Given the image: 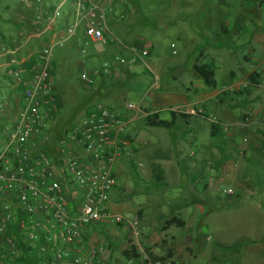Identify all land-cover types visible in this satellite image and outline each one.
Here are the masks:
<instances>
[{"label":"rangeland","instance_id":"rangeland-1","mask_svg":"<svg viewBox=\"0 0 264 264\" xmlns=\"http://www.w3.org/2000/svg\"><path fill=\"white\" fill-rule=\"evenodd\" d=\"M31 1L0 0V49L17 47L29 58L41 45L33 37L37 26ZM117 3L121 7H116V15L124 16L115 19L125 34L120 42L135 37L151 41V66L113 67L117 60L110 55L112 45L89 43L85 53L72 40L55 47L60 126H73L84 118L86 108L99 103L113 109L129 103L138 107L142 98L154 94L183 102L169 106L161 113L163 119H169L172 110L188 107L206 114L191 117L190 127L199 130L193 143L181 126L171 131L146 128L144 120L130 128L127 151L114 166L112 208L128 220L142 219L145 229L135 238L128 225L102 224L97 227L101 242L111 243L116 264L129 263L123 252L132 246L142 254L132 264H143L147 249L157 258L149 257V264H264V0ZM8 62L0 58V78L9 79ZM204 63L214 67V89L195 72L194 66ZM105 64L111 66L112 77L101 73L107 79L100 82V75L94 87L87 88L81 70L102 71ZM255 72L260 84L246 89ZM9 88L0 84V149L16 115ZM197 98L207 100L198 103ZM216 133L221 136L215 138ZM177 139L182 148L174 146ZM153 141L157 145L149 143ZM178 157H184L178 164L186 167L179 180L171 166ZM158 164L167 168V186L160 189L154 177ZM192 164L203 171L193 173ZM199 205L204 211L197 213ZM179 213L187 215L186 225L168 226L171 218H181ZM192 213L195 220H190Z\"/></svg>","mask_w":264,"mask_h":264},{"label":"built area","instance_id":"built-area-1","mask_svg":"<svg viewBox=\"0 0 264 264\" xmlns=\"http://www.w3.org/2000/svg\"><path fill=\"white\" fill-rule=\"evenodd\" d=\"M29 3L37 26L33 37L41 45L29 58L21 56L17 47L0 49V58L9 60L8 84H15L21 94L0 149V264H110V246L93 242L95 229L102 224L128 225L135 238L145 229L142 219L115 214L111 200L117 185L114 166L127 151L133 120L99 103L86 108L81 121L62 128L53 50L77 37L81 21H85L84 37L76 40L84 53L89 43L116 45L120 65L135 67L147 66L150 50L121 43L110 32L109 18L116 13L117 0ZM70 14L71 22L63 33H57ZM123 18L115 14L114 20ZM101 73L109 75L111 66L105 64L102 71L82 69L81 81L91 88ZM125 107L142 110L132 103ZM201 112L194 107L185 110L191 116ZM143 258L149 260L145 253Z\"/></svg>","mask_w":264,"mask_h":264},{"label":"crops","instance_id":"crops-1","mask_svg":"<svg viewBox=\"0 0 264 264\" xmlns=\"http://www.w3.org/2000/svg\"><path fill=\"white\" fill-rule=\"evenodd\" d=\"M116 7L120 10V5H119V3H117L116 4ZM115 7V8H116ZM115 14L116 13H114V16L112 15V16H110V18H109V26H108V28H109V30H110V32L119 40V39H121L122 38V36H125V34L123 33V31L122 30H120L119 28H117L118 27V25L117 24H115V22H117V21H115L114 20V18H115ZM65 19H64V21L62 20L61 21V23L59 24V26H58V28H57V30H56V32L57 33H63L64 32V30H65V28L67 27V24H69L70 22H71V20L73 19V17H72V14H70V15H68V16H66V17H64ZM84 24H85V21H81V25H80V27H79V29H78V35H77V37L76 38H83L84 37V35H83V29H84ZM76 38H71V39H69V40H67V43L66 44H68V42L69 41H74V42H77V40H76ZM71 41V42H72ZM120 41V40H119ZM121 43H135L136 45H138L139 47H146V48H149V47H151L152 46V42L151 41H147V40H145L143 37H135V38H132V39H129V41H125V39H123V41H121ZM79 47V46H78ZM109 47V46H108ZM110 48V47H109ZM115 50H114V49ZM112 49V50H111ZM110 50H109V52H110V55L112 56V58H115L116 57V60H117V56H119L120 54H119V52H120V49L117 47V46H113L112 45V48H111ZM109 52H108V54H109ZM123 54L126 56V57H129L130 56V53L128 52V51H124L123 52ZM112 65V64H111ZM113 67H118V66H123V68L124 67H127V66H124V65H120V63H119V61L117 60V64L116 65H112ZM150 66L151 65H149V66H146V67H148V68H150ZM53 67H54V65L52 66V70H53ZM138 67V66H137ZM130 68H132V69H134V68H136V67H130ZM124 70H128L127 68H125ZM135 70V69H134ZM112 75H113V73H112V71H111V73L109 74V76L110 77H108V78H111L112 77ZM139 75V74H138ZM2 79H4V84H5V86H9V79L7 78V77H3V78H0V81H2ZM101 80H100V82H104V80L105 79H107V78H105L104 76H101V78H100ZM96 81H98V78H97V80ZM140 81H141V83L144 81V78H143V76H141V78H140ZM144 83V82H143ZM145 84V83H144ZM94 87V86H93ZM88 88V87H87ZM92 88V87H91ZM10 89V88H9ZM12 92H14V93H12L13 94V103H10V106L14 109V112L16 113L17 112V109L19 108V106H20V104H21V94H20V91H19V89L15 86V84L13 85V86H11V89H10ZM148 100V101H147ZM207 99H196V102H198V103H204L205 101H206ZM166 101V100H165ZM164 100H161L160 98H157V96H156V94H154V95H148L147 97H144V98H142V100H141V102H142V104L140 105V107H142L141 109V111L140 112H135V111H130V110H127L126 109V107L124 106V107H118L117 109H119V110H121L122 112H123V115L124 116H126V117H128V118H131L132 120H133V123H132V125H131V129H133V127H135V126H137V125H139V124H141L140 122H142V121H144V119L146 118V116L147 115H149V114H152V113H155V112H160V118L162 119V120H169V119H163L162 117H161V113L162 112H165V111H167V108L169 107V106H171V105H174V106H176V105H178V104H181V103H183L182 102V100H175V101H166L165 102ZM146 102H148V103H146ZM147 107V108H146ZM150 108L152 109V110H150ZM146 110H148V111H146ZM150 110V111H149ZM180 112H185V111H180ZM197 124H199V125H201V122L200 121H198V122H196ZM146 128H152V127H147V126H145ZM153 128H155V127H153ZM192 133H189V136H190V141H191V143H193L196 139H194L195 137H196V134L199 132V130L197 131L194 127L192 128ZM188 138V137H187ZM171 140H172V138H171ZM177 142H175V144H174V146L175 147H178V148H182V145L179 143V141H178V139L176 140ZM152 146H155V145H157V143L155 142V141H153V142H149ZM184 157H178V159L177 160H173V163H172V165L171 166H173L172 168H173V170H174V172H176V174H177V179L179 180V179H182V176H184V174H185V172H184V170H186V167H184L183 165L181 166V164H178L179 163V159H183ZM178 161V162H177ZM198 163V162H197ZM192 171H193V173H197V172H201V171H203L202 169L203 168H199V167H196L195 165H193L192 164ZM158 167H160L161 168V170L163 171V177H165V174H166V169L167 168H165V166L163 165V164H158ZM206 167V171L209 169L208 168V166L206 165L205 166ZM191 171V172H192ZM181 182V181H180ZM114 207V206H113ZM196 208V207H195ZM199 210H197V213L198 212H202V211H204V208H203V206H198L197 207ZM191 213V212H190ZM180 214V216L179 217H181V218H183L182 220H186V216H184L183 214H181V213H179ZM189 215V214H188ZM196 215H194V213H192L191 215H190V220H195L196 219ZM99 230L100 229H98V228H96L95 229V231H94V233H93V237H92V240H93V242L94 243H102L101 242V238L98 236L99 234H100V232H99ZM106 243V242H105ZM108 243V245H110V243L109 242H107ZM111 249H114L113 247H112V245H111ZM110 249V264H116V262H115V260H114V253H112V250Z\"/></svg>","mask_w":264,"mask_h":264},{"label":"trees","instance_id":"trees-1","mask_svg":"<svg viewBox=\"0 0 264 264\" xmlns=\"http://www.w3.org/2000/svg\"><path fill=\"white\" fill-rule=\"evenodd\" d=\"M252 2H255L256 0H251ZM36 30V28H35ZM195 72L198 75V77L203 81L204 85L209 89H214L217 87V81L215 79V70L214 67L209 63L204 64H196L194 66ZM101 76H103L101 74ZM105 77V76H104ZM259 74L257 72L253 73L250 78L249 86L246 88H254L255 86H258L260 83L258 82ZM248 91V90H246ZM206 114L203 110L199 115L204 116ZM191 116L185 112H175L171 111V116L169 120H162L160 118V112H155L152 114H149L146 116L145 120V126L147 127H157V128H163L166 130H173L177 127H180L182 129H185L184 133H192V128L190 127V120ZM217 128V126H214ZM213 136L216 138H219L221 134H213ZM220 164V163H219ZM155 180L157 182V189H160L162 187H166L167 184L163 179V171L160 167L157 168V171L154 173ZM168 226H177L179 228L184 227L186 225V222L182 220L181 218L173 217L167 222ZM117 226L121 227L123 225L117 224ZM110 249H111V243H110ZM238 245L231 246L230 248H236ZM124 257L126 260H136L139 261L140 258H142V254L138 251L137 247L132 246L130 249H126L124 252ZM147 255L152 260H157V258L154 256V254L149 252V249H147ZM150 262L148 260H145L143 264H149ZM140 264V263H139Z\"/></svg>","mask_w":264,"mask_h":264}]
</instances>
